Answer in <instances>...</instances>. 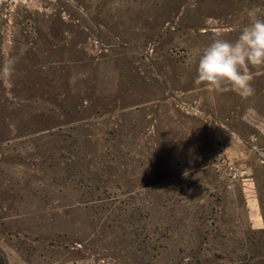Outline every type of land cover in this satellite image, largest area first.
Returning <instances> with one entry per match:
<instances>
[{
  "label": "rangeland",
  "instance_id": "rangeland-1",
  "mask_svg": "<svg viewBox=\"0 0 264 264\" xmlns=\"http://www.w3.org/2000/svg\"><path fill=\"white\" fill-rule=\"evenodd\" d=\"M256 20L264 0H0V264H264V69L248 98L195 83Z\"/></svg>",
  "mask_w": 264,
  "mask_h": 264
},
{
  "label": "clouds",
  "instance_id": "clouds-1",
  "mask_svg": "<svg viewBox=\"0 0 264 264\" xmlns=\"http://www.w3.org/2000/svg\"><path fill=\"white\" fill-rule=\"evenodd\" d=\"M225 34H213L212 42L199 57L196 84L223 92L232 90L242 98L254 94L252 69H264V21L256 20L243 28L234 41L224 39ZM11 77L14 65L10 61L2 70Z\"/></svg>",
  "mask_w": 264,
  "mask_h": 264
}]
</instances>
